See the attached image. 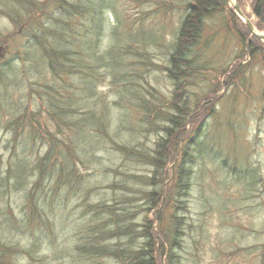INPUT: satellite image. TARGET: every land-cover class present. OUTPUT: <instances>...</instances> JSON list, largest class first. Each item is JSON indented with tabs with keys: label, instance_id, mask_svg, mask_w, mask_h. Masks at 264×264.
I'll return each instance as SVG.
<instances>
[{
	"label": "trees",
	"instance_id": "1",
	"mask_svg": "<svg viewBox=\"0 0 264 264\" xmlns=\"http://www.w3.org/2000/svg\"><path fill=\"white\" fill-rule=\"evenodd\" d=\"M110 2L112 0L91 1L90 5L94 6L92 11L89 4L80 0L0 1V11L13 25L18 29L23 28V32H30L32 53H38L40 64L53 77L50 84H37L42 88V91H35L40 100L36 103L38 110L24 109L21 103L12 102L7 88H4L5 93L0 98V106L3 105L8 121L5 129L13 134L5 148L8 154L3 164L5 172L0 166V229L30 235L27 239L30 246L26 245V248H22L18 242L10 243L11 238H8L9 242L0 241V264H37L33 257L43 254L44 238L50 239L53 244L58 232L64 231L62 212L58 210L55 197L61 194L67 180L82 179L80 166L87 167L85 161L93 159L94 152L99 150L93 149L99 136L94 143L92 138L91 142H87L84 137L92 125L100 134V139L110 144L111 153H117L125 160L143 163L152 172L146 177L127 175L128 179L135 181L136 187H143L144 190H137L127 182L109 183L105 189L119 193L121 203H103L88 208L91 226L85 233L76 235L71 249L76 248L79 254L90 259L109 258L114 264H180L176 251L181 246L184 214L188 211L184 199L190 191L192 161L195 160L191 143H194L193 136L205 127L208 119L215 116L214 104L222 98L216 97L221 89V80H218L212 92L199 99L194 106L188 87L195 73L206 71L201 58L207 52L211 37L226 33L227 36H235L242 44L240 55L231 69L221 73L226 88L239 86L237 82L244 78L246 69L241 62L247 57H255L260 51L264 53V49L260 40L251 36L248 27L229 7L230 0L189 2L185 6L187 14L174 33L175 38L164 46L168 52V63L161 70L173 81L174 88L171 98L161 102L160 98H156L158 92L155 89L142 88L136 81L137 77H141L138 74L140 66L147 69L154 67V63L147 51L134 46L139 36L132 34L128 42H124L117 29L110 25L111 18L103 14ZM251 8L257 19V30L264 33V0H252ZM86 15L92 18L84 23L82 20ZM119 20L117 17L116 21L120 24ZM87 28H92L90 31L94 34L90 36L92 41L86 37L89 43L86 47L89 59L85 58L86 62L81 44L84 29ZM106 30L111 31V43L106 52L98 53L97 41L108 36ZM209 30L213 34L206 38ZM151 38L154 44L159 45L161 38L158 35ZM31 50L25 53L31 55ZM133 53L137 60H127ZM99 68L106 69L112 85L125 87L124 94H127L132 107L138 105L142 130L146 134L157 135L151 152L144 147L121 144L110 135L111 118L106 116L109 109L104 102L100 105L102 115L94 114L87 108L80 111L82 115L78 114L77 95L81 94L87 101L93 98V80L99 81L101 78L97 72ZM80 78H83L84 86L77 91ZM70 79H73V83ZM71 88L73 91H70ZM76 115H79L78 123L72 122ZM68 125L73 128L79 126L75 130L77 136L85 133L83 143L77 145L79 151L60 138ZM24 134H28L25 138L28 144L33 145L28 152L26 144L20 141ZM224 164L227 162L223 160V167ZM236 168L233 166L238 172ZM122 170L112 171L124 174ZM12 192L20 196L21 204L17 208L8 203ZM135 202L144 204L140 211H136L137 215L146 212L142 223H136L135 213L131 211ZM180 211L182 214L179 216ZM108 240L127 242L112 246L105 244ZM138 240L141 242L138 243ZM136 242L139 246H135ZM39 263L50 264L47 260Z\"/></svg>",
	"mask_w": 264,
	"mask_h": 264
},
{
	"label": "rangeland",
	"instance_id": "2",
	"mask_svg": "<svg viewBox=\"0 0 264 264\" xmlns=\"http://www.w3.org/2000/svg\"><path fill=\"white\" fill-rule=\"evenodd\" d=\"M91 1L96 0H80L81 3L89 4V10L93 11ZM192 1L112 0L103 11L107 18H111L110 25L117 29L122 41L128 42L132 34L140 37L136 39L137 43L134 46L149 53L155 68L145 69L140 66L138 74L141 77H137L136 81L142 88L155 89L158 92L156 98H160L161 102L171 98L174 88L173 81L161 70V67L168 63V52L164 46L175 38L174 33L187 14L185 6ZM251 3L252 0H239L242 12L256 26L257 19L252 12ZM233 6L234 0H230L229 7L232 9ZM117 17L120 24L116 21ZM91 18L86 15L82 22L85 23ZM91 29H84L83 32L81 46L84 59H89L86 49L89 43L86 37L92 41L90 36L94 33H91ZM110 32L106 30L108 36L102 41H97L98 53L107 51V46L111 43ZM211 34L213 32L209 30L205 37ZM156 35L161 38L159 45L154 44L151 38ZM30 39L29 31L23 32V28L20 30L15 27L3 11H0V47H3L0 52V98L5 93L4 88H7L12 102L21 103L24 109L29 107V110H38L36 103L40 100L35 91H42V88L37 87V84H50L53 77L45 70L44 65L40 64L38 53H32L33 44ZM260 44L264 49V42L260 40ZM241 49L242 44L235 36L222 33L217 37H211L207 52L201 58V61L205 62L203 64L206 65V71L195 73L188 87L191 104L194 106L199 99L212 92L215 84L221 80V89L216 97L222 98L214 104L215 116L208 119L205 127L203 126L200 132L193 136L194 143H191V153L194 154L195 160L192 161L190 191L184 199L188 211L184 214L181 246L176 251L180 264H264V53L260 51L255 57H247L241 62L246 69L244 78L237 82L239 83L237 87L226 88L221 74L225 69H231ZM29 50L31 55L25 53ZM132 55L128 56L127 60H137L135 54ZM94 59L97 61L96 57ZM97 70L101 78L99 81L93 80L92 89L95 91L93 98L87 101L81 94L76 93L78 114L82 115L80 111L87 108L94 111V114L102 115L100 105L104 102L109 109L106 116L111 118L110 135L121 144L144 147L151 152L157 135H149L142 130L138 105L132 107L129 104L128 96L124 94V86L119 88L112 85L106 69ZM70 80L73 83V79ZM82 80L83 78H80L78 83L75 82L79 84L77 91L82 88ZM5 116L1 104L0 166L4 172L3 164L6 163L8 156L5 148L10 136L13 135L11 131L5 129L8 122ZM78 116L72 118V122H77ZM107 121L109 122V119ZM46 122L48 123L47 120ZM92 126L83 135L87 142H91L92 138L93 143L99 136V141L94 143L93 147L99 150L94 152L93 159L85 161L87 167L80 166L79 174L82 179L67 180L61 194L55 197V203L59 205L58 210L62 212L61 222L65 229L58 232L53 244L50 239L44 238L43 254L39 253L33 257L37 264H40L41 260H47L50 264H114L109 258L99 260L83 257L76 248L74 250L71 247L75 244L76 235L85 233L91 226L92 218L88 215V208L103 203H121L119 193L105 189L109 183L127 182L137 190H144L143 187H136L135 181L128 179L127 175L146 177L152 172L151 168L143 163L125 160L119 154L111 153L110 144L102 141L100 134ZM78 127L68 125L64 130L65 134L60 138L79 151L80 147L77 145L83 143V135L77 136L75 133ZM27 137L28 134H24L20 141L26 144L28 152L32 150L33 145L28 144L25 140ZM223 160L227 162L224 167ZM233 166H237L238 172ZM112 170H122L124 174ZM11 194L8 203L11 202L12 207L17 208L21 204L20 196L13 192ZM143 205L135 202L131 206L136 223H142L146 215V212L136 214ZM181 214L180 211L179 216ZM166 215L169 216L168 212ZM8 238H11L10 243L18 242L22 248H26L30 235L27 232L12 233L10 230L0 229V241L9 242ZM120 242L108 240L105 244L113 246L127 241ZM137 242L135 246H139Z\"/></svg>",
	"mask_w": 264,
	"mask_h": 264
},
{
	"label": "water",
	"instance_id": "3",
	"mask_svg": "<svg viewBox=\"0 0 264 264\" xmlns=\"http://www.w3.org/2000/svg\"><path fill=\"white\" fill-rule=\"evenodd\" d=\"M234 13L239 17V19L248 27L252 36L257 37L259 40L264 42V34L258 32L254 25L252 24L251 20L248 19L244 13L242 12L238 0H234ZM3 50V47H0V52Z\"/></svg>",
	"mask_w": 264,
	"mask_h": 264
}]
</instances>
